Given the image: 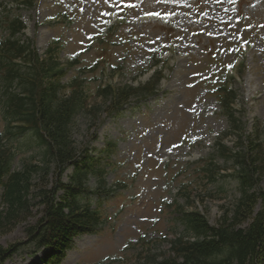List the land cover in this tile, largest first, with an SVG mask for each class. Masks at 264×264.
<instances>
[{
	"label": "rangeland",
	"instance_id": "374dc122",
	"mask_svg": "<svg viewBox=\"0 0 264 264\" xmlns=\"http://www.w3.org/2000/svg\"><path fill=\"white\" fill-rule=\"evenodd\" d=\"M120 1L124 0H35L33 7L16 13L25 24L23 39L33 41L42 58L54 40L59 42L54 60L61 65L78 55L80 69L104 56L105 63L121 70L112 80L119 87L145 83L144 77L135 80L138 70L151 63V55L157 59L169 55L156 97L132 100L110 117L104 105L94 121L86 112L74 117L71 131L77 152L91 141L89 148L97 156L106 144L116 143L105 179L107 187L120 180L125 187L101 201L96 195L79 196L80 204L89 202L99 210L104 223L95 234L76 237L55 264H145L153 256H166L167 242L183 230L175 221L173 206L192 208L186 199L198 207L211 227L217 226L222 208L239 198L238 182L221 172L215 182L207 184L201 172L203 163H196L213 158L216 171L230 170L232 160L215 153L214 147L222 141L235 150L238 143L219 104L204 88L208 83L200 84L198 78H215L219 68L231 65L238 56L246 69L230 87L236 93L235 118L242 123L241 142L256 146L252 156L264 154V0H126L136 1L137 6L133 5L135 10L117 28L113 49L96 50L92 44L113 22L107 17ZM147 10L175 14V20L168 26L143 24L139 14ZM61 13L70 15L69 19L57 21ZM241 42L248 46L244 54L239 52ZM75 72L67 69L62 84ZM85 76L86 80L97 79L89 84L88 102L100 104L94 95L100 79L109 81L107 69ZM94 133L97 138L92 141ZM30 148H21L12 169H20L26 159L42 164L43 149ZM165 165H169L170 176L175 175L173 182L162 173ZM73 170V166L66 168L62 183H69ZM95 184L90 177L86 187L95 190ZM181 184H189V195L179 192ZM260 190L264 191V178L253 189ZM1 195L2 188L0 211L4 209ZM40 209L33 207L27 221L1 233L0 245L7 248L25 242V230L37 222ZM258 209L259 205L255 212ZM46 255L28 247L3 264H46Z\"/></svg>",
	"mask_w": 264,
	"mask_h": 264
},
{
	"label": "trees",
	"instance_id": "16d2710c",
	"mask_svg": "<svg viewBox=\"0 0 264 264\" xmlns=\"http://www.w3.org/2000/svg\"><path fill=\"white\" fill-rule=\"evenodd\" d=\"M25 3L32 4L33 0H25ZM6 28L8 37L1 43L0 50L5 91L0 98L7 109L9 119L4 115L6 122L18 120L23 124L15 129L6 126V133L11 135L10 139L16 146L24 137H28L31 146H43L44 162L41 166L23 165L12 172V148L0 143V186L3 187L1 200L4 208L0 211V234L10 232L17 224L27 221L32 216L33 207L41 208L37 222L25 230L26 242L7 248L0 245V264L11 258L22 245L43 249L47 256L52 253L61 255L69 248L74 236L93 232L98 221L97 213L90 210L89 205L80 204L79 199L86 190L87 175L98 173L95 160L86 150L81 154L77 152L71 131L75 115L85 106L83 92L73 82L76 87L73 94L61 96L62 86L57 74H62V68L54 61L53 50H48L47 58L40 60L28 45L12 40L22 29L17 19ZM22 57L32 63L28 68L12 63L13 59ZM23 69L28 73L24 79L19 77ZM16 79H19L17 81L25 97L9 95L8 89ZM151 89L150 86L108 89L100 104H91L87 111L94 121L104 105L106 111L110 106L116 109ZM232 100L231 93H223L221 105L224 110L229 109ZM229 118L234 125L237 123L231 114ZM236 126L233 127L237 129ZM243 147L234 157V163L239 167L235 176L241 191L237 203L222 208L216 227L209 226L199 211L184 216L185 230L201 239L195 242L177 240L172 243L168 255L153 256L145 264H264V191H253L259 180L264 178V154L252 156L250 153L256 146L250 142ZM68 166H73L74 171L69 183L64 184L61 177ZM98 182L101 188V175ZM32 201L33 205L30 204ZM257 205L259 209L255 212ZM246 224V228H242ZM49 258L53 259L54 255Z\"/></svg>",
	"mask_w": 264,
	"mask_h": 264
},
{
	"label": "snow or ice",
	"instance_id": "6c2138e0",
	"mask_svg": "<svg viewBox=\"0 0 264 264\" xmlns=\"http://www.w3.org/2000/svg\"><path fill=\"white\" fill-rule=\"evenodd\" d=\"M148 15H159L158 13H148Z\"/></svg>",
	"mask_w": 264,
	"mask_h": 264
}]
</instances>
